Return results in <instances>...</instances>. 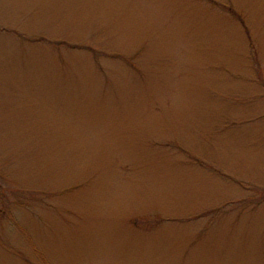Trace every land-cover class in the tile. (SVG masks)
Masks as SVG:
<instances>
[{
    "label": "rangeland",
    "instance_id": "1",
    "mask_svg": "<svg viewBox=\"0 0 264 264\" xmlns=\"http://www.w3.org/2000/svg\"><path fill=\"white\" fill-rule=\"evenodd\" d=\"M0 264H264V0H0Z\"/></svg>",
    "mask_w": 264,
    "mask_h": 264
}]
</instances>
